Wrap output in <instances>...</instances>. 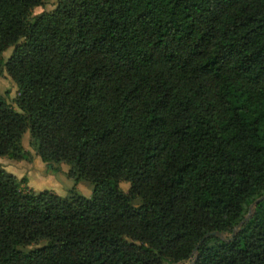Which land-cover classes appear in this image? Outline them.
<instances>
[{"label":"trees","instance_id":"trees-1","mask_svg":"<svg viewBox=\"0 0 264 264\" xmlns=\"http://www.w3.org/2000/svg\"><path fill=\"white\" fill-rule=\"evenodd\" d=\"M45 3L0 0V157L93 193L0 163V264H264V0Z\"/></svg>","mask_w":264,"mask_h":264},{"label":"rangeland","instance_id":"rangeland-1","mask_svg":"<svg viewBox=\"0 0 264 264\" xmlns=\"http://www.w3.org/2000/svg\"><path fill=\"white\" fill-rule=\"evenodd\" d=\"M58 1L59 0H46V3L42 7L34 10V14L54 10ZM12 52L13 48L9 49L4 54V58L8 59ZM0 93L6 96L9 103L18 110L16 106V99L19 96L18 87L5 70L0 72ZM24 147L26 151L31 152L30 161H14L8 157H0V163L5 170L16 175L19 179H27V182L23 184L24 189L34 190L36 192L50 190L62 197H67L71 194L72 189L76 187L81 194L91 197L93 193V185L85 180H80L76 183L73 179H70L68 177V165L62 164L61 171L57 174L50 172L47 165L42 162L41 158L31 147L29 133L25 136ZM121 188L123 191L128 192L130 189V183L122 182ZM139 204L140 200L134 202L135 206H138ZM251 212H253V209ZM229 236V234H224L225 238H228ZM193 259L179 264H191Z\"/></svg>","mask_w":264,"mask_h":264},{"label":"water","instance_id":"water-1","mask_svg":"<svg viewBox=\"0 0 264 264\" xmlns=\"http://www.w3.org/2000/svg\"><path fill=\"white\" fill-rule=\"evenodd\" d=\"M262 200H264V196L261 197L260 199H258L257 201H255V203L250 207V213L249 215L245 218V221L244 222H248L250 220V218L252 217V209H254V207L259 203L261 202ZM243 223H241L235 230H234V233H233V236L239 231L240 227L242 226ZM208 236H220L222 239H225L224 235H222L221 233L219 232H215V233H211L209 235H207L206 237Z\"/></svg>","mask_w":264,"mask_h":264}]
</instances>
